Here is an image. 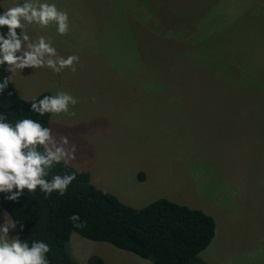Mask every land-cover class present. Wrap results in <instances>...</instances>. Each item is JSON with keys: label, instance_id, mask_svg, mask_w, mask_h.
Here are the masks:
<instances>
[{"label": "rangeland", "instance_id": "rangeland-1", "mask_svg": "<svg viewBox=\"0 0 264 264\" xmlns=\"http://www.w3.org/2000/svg\"><path fill=\"white\" fill-rule=\"evenodd\" d=\"M49 2L68 12L69 33L28 34L78 55L77 76L9 72L16 93L78 98L75 115L50 114L49 127L77 145L96 187L134 208L166 198L209 214L200 263L264 264V0ZM4 216L0 206V225ZM65 252L76 264H150L75 232Z\"/></svg>", "mask_w": 264, "mask_h": 264}, {"label": "trees", "instance_id": "trees-1", "mask_svg": "<svg viewBox=\"0 0 264 264\" xmlns=\"http://www.w3.org/2000/svg\"><path fill=\"white\" fill-rule=\"evenodd\" d=\"M3 11L0 6V12ZM6 77L9 85L0 91V114L12 124L33 118L48 127L50 114L39 116L31 112L32 99H23L16 93L9 72L0 66V81ZM44 95L50 96V92L43 91L36 97ZM71 172L76 173V179L64 196L53 192L46 198L39 189L35 196H29L25 189V195L14 202L5 200V194L0 193V206L8 217L19 221L16 235L29 243L32 240L48 243L52 248L48 254L52 264H76L65 252L71 232L130 251L148 259L150 264H203L197 254L211 241L215 229L209 214L166 198H157L139 208L131 207L93 185L87 171L72 165H55L48 178ZM137 178L142 180V172L137 173ZM74 213L79 214L81 221H86L84 227L73 226L69 217ZM91 259L90 264H101L100 258Z\"/></svg>", "mask_w": 264, "mask_h": 264}, {"label": "clouds", "instance_id": "clouds-1", "mask_svg": "<svg viewBox=\"0 0 264 264\" xmlns=\"http://www.w3.org/2000/svg\"><path fill=\"white\" fill-rule=\"evenodd\" d=\"M36 25L42 29L55 26L56 33L66 36L70 30L69 14L49 0H18L15 6L0 12V66L15 73L24 68H48L54 73L64 69L76 71L80 58L76 54L67 57L59 55L52 40L43 35L35 40L28 34V26ZM20 31H17V30ZM9 85L8 78L0 81V91ZM33 97L30 111L44 116L61 113L74 116L70 111L78 104V98L71 93L58 90L55 95ZM77 145L69 136L54 133L51 127H45L33 118H24L9 123L0 114V193L4 199L18 201L25 195L35 196L37 189L47 198L53 192L59 196L67 193L68 187L76 179V173L55 174L49 179V172L57 164L68 167L77 159ZM73 226L84 227L79 214L69 217ZM19 221L4 216L0 225V264H52L48 254L51 246L42 240L30 243L20 235L9 236ZM23 231V225H20Z\"/></svg>", "mask_w": 264, "mask_h": 264}, {"label": "crops", "instance_id": "crops-1", "mask_svg": "<svg viewBox=\"0 0 264 264\" xmlns=\"http://www.w3.org/2000/svg\"><path fill=\"white\" fill-rule=\"evenodd\" d=\"M64 72V70H63ZM76 73L78 72H70L71 76H69V78H73V77H76ZM73 74V75H72ZM63 78H66V76H63ZM51 96V94H50ZM49 123H50V119H49ZM49 127V126H48ZM80 158V157H78ZM85 161L86 160H82V159H76L75 161H73L70 165H72L73 167H75L76 169L78 170H82V168L85 166ZM90 178V177H89ZM91 181V180H90Z\"/></svg>", "mask_w": 264, "mask_h": 264}]
</instances>
